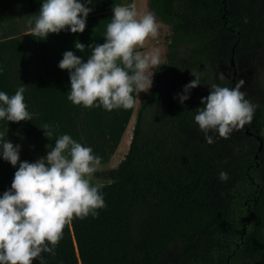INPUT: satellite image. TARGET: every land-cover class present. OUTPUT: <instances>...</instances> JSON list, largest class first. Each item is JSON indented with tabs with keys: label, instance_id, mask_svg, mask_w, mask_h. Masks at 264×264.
<instances>
[{
	"label": "trees",
	"instance_id": "16d2710c",
	"mask_svg": "<svg viewBox=\"0 0 264 264\" xmlns=\"http://www.w3.org/2000/svg\"><path fill=\"white\" fill-rule=\"evenodd\" d=\"M149 8L170 33L129 151L117 167L94 174L110 180L102 189L106 207L95 218L73 217L56 255L41 253L45 264H162L175 245L178 264H264V145L259 150L257 138L264 141V89L253 88L252 136L244 125L228 138L210 133L208 143L193 121L208 84L233 86L232 59L239 66L261 50L264 0H149ZM8 65L0 67V87H16L6 81ZM191 69L203 80L181 104L174 97L194 79ZM221 170L227 181L218 179Z\"/></svg>",
	"mask_w": 264,
	"mask_h": 264
},
{
	"label": "clouds",
	"instance_id": "9594fccd",
	"mask_svg": "<svg viewBox=\"0 0 264 264\" xmlns=\"http://www.w3.org/2000/svg\"><path fill=\"white\" fill-rule=\"evenodd\" d=\"M95 0H42L38 15L30 21L34 37H47L62 30L82 33L87 16ZM159 24L154 12L142 15L131 6L116 4L106 25L104 42L89 43L91 54L86 60L66 50L58 62L60 69L68 70L70 90L67 99L84 108L103 107L106 111L129 109L135 104L132 92L150 88L155 70L163 64L158 47L141 52L146 40H155ZM86 45L78 40L74 48L80 51ZM117 61L120 63L118 64ZM194 79L183 85L176 97L181 104L189 98L191 89L202 83L203 73L192 70ZM219 79L225 80L223 73ZM240 79L235 86L209 85L207 96L200 98L194 123L204 133L208 143L228 138L251 121L255 105L247 98ZM24 84L13 95L0 91V120L18 122L31 120L32 114L24 103ZM40 127V126H39ZM42 129L52 138L48 124ZM20 144L9 140L0 143V159L18 167L10 188L0 193V264H45L41 253L56 255L55 249L63 238V229L73 217L84 219L99 215L106 207L102 183H92L93 175L101 167V157L90 146L82 145L69 134L55 139L45 156L28 162L20 160ZM218 179L227 181L229 175L221 170ZM60 264H63L61 261Z\"/></svg>",
	"mask_w": 264,
	"mask_h": 264
},
{
	"label": "crops",
	"instance_id": "0c3cea01",
	"mask_svg": "<svg viewBox=\"0 0 264 264\" xmlns=\"http://www.w3.org/2000/svg\"><path fill=\"white\" fill-rule=\"evenodd\" d=\"M41 2L42 0H38V11ZM137 3L138 0H95L94 5H89L93 10L86 18V27L82 33H71L62 30L58 34L50 33L47 37L37 36L32 38L29 33L31 26L28 27L23 34L26 40L24 41V51L21 58L3 57L1 60L3 63L9 64L10 68L12 67V70L8 71L11 76L21 72V80H23L22 83L25 88L23 94L24 103L27 110L32 114V119L18 122L0 120V143L9 140L14 145L20 144L16 143V134L17 137L19 136L16 133V127H22V142L20 146L23 152V160L28 162L33 160L34 162L45 156L51 150V147L54 146L55 139L65 133L72 136L77 142L82 141L86 144L85 146H90L94 154L102 151L104 149L102 144L109 141H116L118 145L124 141V138L126 141V137L128 142L132 141L136 122L133 113L132 117L131 114L127 117L128 120L122 118V122H114V124L111 123L107 127H103V124H97L94 127L95 122L92 123L91 121L94 117L93 112H104L106 110L103 107L84 108L82 105H76L69 101L67 99L70 90L68 70L60 69L57 65L66 50H72L75 55L81 56L86 60L91 54V50L87 48V45L93 43V46H95V44L104 42L103 35L106 32L107 23L111 20L113 6L121 4L137 9ZM34 4L37 5V2L29 0V3L24 5L26 6V8H23L25 24L28 17L37 16V11L33 9ZM95 14L107 15L106 22L95 24L91 20ZM77 40L86 45L83 51L74 48V43ZM145 46L143 48L138 47L137 50L144 52L148 48ZM117 63L119 64L120 62L117 61ZM16 77L18 78L17 75ZM17 88L0 87V91H5L11 96ZM147 91L137 93L134 90L132 95L135 104L132 108H117L111 112H135ZM44 124L50 126V130L53 133L52 138L44 135L46 130L41 128ZM79 128H82V130L79 131ZM106 169L110 168L100 167L99 170ZM14 172V166L0 159V193L10 188Z\"/></svg>",
	"mask_w": 264,
	"mask_h": 264
},
{
	"label": "rangeland",
	"instance_id": "374dc122",
	"mask_svg": "<svg viewBox=\"0 0 264 264\" xmlns=\"http://www.w3.org/2000/svg\"><path fill=\"white\" fill-rule=\"evenodd\" d=\"M37 2V5H33V9L37 11L38 15V0H34ZM25 3H29V0H0V59L1 58H15L23 55L24 51V41L26 37L23 36L24 32L31 26L30 21H34V17H28L26 20V24L24 22V9L26 8ZM137 13L142 15L145 12L151 11L149 8V0H138L137 3ZM107 15H98L95 14L91 20L95 24H100L106 22ZM157 22L159 24V35L155 40L149 38L145 42L146 51L149 47H158L162 53V62L166 59V52H167V39L166 36L170 33V28L167 24L163 23L158 17H156ZM34 38L33 35H31ZM8 39V40H7ZM259 46L261 48L260 51H254L253 53L247 55L244 60L242 61V71L243 77L242 79L245 81L244 85L242 86V91H245L247 94V98L251 101L252 104L257 105V97L253 94V90L256 89L258 91H262L264 89V39L260 41ZM150 47V48H151ZM2 61V60H1ZM12 65H14L12 63ZM7 64L0 63V67H5ZM6 71L5 69L0 70ZM220 74L223 73L225 75L223 69H220ZM4 74V73H3ZM16 74V73H15ZM14 74V75H15ZM11 76L7 74L6 81L9 82V85H13L19 87L22 84L21 80V72L16 74L19 79H16L15 76ZM2 76V74H0ZM226 76V75H225ZM7 88L12 86H6ZM254 88V89H253ZM144 91V90H142ZM147 91V90H146ZM145 95V94H144ZM141 102V101H140ZM140 104V103H139ZM139 106V105H138ZM137 109L135 112L123 111V112H109V111H99L93 112V119L91 120L92 123L95 122L94 127L97 124H103V127H107L109 124H114V122H122V118L127 119L128 116L136 118ZM255 111V109H254ZM79 131L82 128L78 129ZM16 133L19 134L17 137L16 134V143L22 142V127H16ZM81 138V137H79ZM129 139V137H128ZM124 140V141H123ZM122 143L118 145L116 141H109L105 144H102L104 149L96 154L101 157V165L102 168H113L117 167L120 162L125 158L126 154L128 153L130 142H128L127 137L126 141L125 138L123 139ZM82 145H86L82 141H80ZM22 148H20V160H23L22 156ZM33 162V160L31 161ZM19 164V162H18ZM18 164L16 167H18ZM15 167V170H16ZM94 176V175H93ZM92 183H102L106 184L109 183V179L99 178V177H92ZM179 253V246L175 245L171 247L164 255V260L162 264H178L177 257Z\"/></svg>",
	"mask_w": 264,
	"mask_h": 264
},
{
	"label": "water",
	"instance_id": "95a60500",
	"mask_svg": "<svg viewBox=\"0 0 264 264\" xmlns=\"http://www.w3.org/2000/svg\"><path fill=\"white\" fill-rule=\"evenodd\" d=\"M232 66L233 67H235V61H234V59H232ZM235 74H236V70H234V73H233V86H235V81H236V78H235ZM247 134L248 135H250L251 134V132L249 131V125L247 124ZM257 138L258 139H260V146H259V150H261L262 149V147H263V145H264V141L262 140V138H261V136L260 135H258L257 136Z\"/></svg>",
	"mask_w": 264,
	"mask_h": 264
},
{
	"label": "flooded vegetation",
	"instance_id": "af4514ba",
	"mask_svg": "<svg viewBox=\"0 0 264 264\" xmlns=\"http://www.w3.org/2000/svg\"><path fill=\"white\" fill-rule=\"evenodd\" d=\"M234 70H236V74H235V76L237 75V73H239V76H240L241 78L243 77L242 65L235 66V67L233 68V70L229 68V69L226 71L229 77H230V75H233ZM245 127H247V123L245 124ZM249 136H252V135L250 134Z\"/></svg>",
	"mask_w": 264,
	"mask_h": 264
}]
</instances>
